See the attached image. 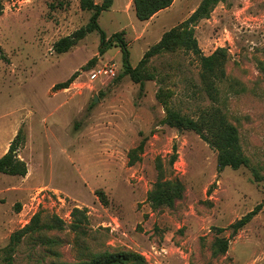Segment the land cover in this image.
Here are the masks:
<instances>
[{"label":"rangeland","instance_id":"rangeland-1","mask_svg":"<svg viewBox=\"0 0 264 264\" xmlns=\"http://www.w3.org/2000/svg\"><path fill=\"white\" fill-rule=\"evenodd\" d=\"M201 1L176 0L143 22L133 0H113L99 24L108 37L125 32L136 67ZM90 16L80 0H0V46L9 60L0 57V158L23 130L26 142L19 158L28 166L25 177L0 174V264H5L2 250L10 236L38 212L45 222L54 216L65 222V230L47 233L61 243L26 242L15 253V264L75 263L121 252L141 255L144 264H264V208L236 235L230 229L264 201V0H225L195 27L204 55L218 48L228 52L216 106L239 129L250 159V168L222 172L217 152L199 135L162 123L161 86L174 93L171 103L183 114L196 118L212 107L201 88L196 57L177 52L152 59L149 71L158 78L146 82L140 94V85L128 76L117 81L123 53L113 47L101 55L97 32L67 53L53 51ZM94 58L96 65L85 70ZM110 63L116 76L99 74ZM78 71L70 88L54 92ZM142 143L144 150L130 165L129 154ZM174 147L178 156L171 166ZM158 164L167 179L185 185L184 197L173 208L154 209L147 201ZM97 191L105 193L107 205ZM74 208L88 209L85 235L71 228ZM217 238L230 241L224 255H213Z\"/></svg>","mask_w":264,"mask_h":264},{"label":"trees","instance_id":"trees-1","mask_svg":"<svg viewBox=\"0 0 264 264\" xmlns=\"http://www.w3.org/2000/svg\"><path fill=\"white\" fill-rule=\"evenodd\" d=\"M176 0H133L136 17L140 21H150L162 11L169 9ZM225 0H202L195 11L182 23L163 34L160 41L153 45L145 54L136 67L130 62V51L128 42L125 40V32H119L111 37L102 30L99 19L101 15L108 11L113 0H104L98 4L95 0H80V8L84 12L91 14L88 23L71 35L59 39L53 45V51L57 54L69 52L84 40L90 33L97 32L100 35L99 53L104 55L109 49L118 47L123 53V72L117 78L120 81L124 77H129L134 83L140 85V94L144 92L145 84L148 81H156L157 75L149 71V64L152 59L167 53L184 52L192 54L199 61L200 84L203 92L213 104L211 108L202 110L194 118L183 114L175 109L171 103L173 92L160 87L157 93V100L165 111V118L162 123L179 131H192L200 136L210 147L217 152L218 170L224 171L227 167L234 170L240 168H250V159L244 154L239 129L232 124L226 113L220 106L221 89L220 85L226 79V65L228 62V52L225 48H218L211 55H204L196 34L195 27L202 20L209 19L214 9ZM0 57L9 62L8 57L0 46ZM97 63V58L92 59L84 67L85 70L92 69ZM79 76V71L75 72L68 80L53 87L54 92L66 90L75 82ZM26 137L23 130H20L15 139L10 144L8 152L0 158V174L10 176L25 177L28 174V166L25 161L19 158V149L25 144ZM144 150V144L131 151L129 154L130 165L137 161V153ZM177 148L174 147V154L170 160L173 166L177 160ZM161 163V162H160ZM158 180L153 188L148 192L147 201L154 209L173 208L178 200L184 197L185 185L179 179H167L162 164L157 165ZM255 178L260 177L254 171ZM96 196L107 205L108 201L103 191H97ZM264 208V201L258 204L252 211L230 226L233 235L247 226ZM71 217L73 219L71 228L78 236L85 235L84 227L89 223L88 209L74 208ZM65 230V222L57 217H52V221L45 222L41 212L36 213L30 222L15 231L11 236L8 245L2 250L5 264H15L14 255L18 248L26 243L40 244L45 247H55L61 243L60 239L49 237L47 233L52 231ZM219 234L224 229H218ZM229 239L217 238L213 244V255H224L229 249ZM145 260L141 255L133 252L121 253H100L94 254L89 260L75 263L62 264H144Z\"/></svg>","mask_w":264,"mask_h":264},{"label":"built area","instance_id":"built-area-1","mask_svg":"<svg viewBox=\"0 0 264 264\" xmlns=\"http://www.w3.org/2000/svg\"><path fill=\"white\" fill-rule=\"evenodd\" d=\"M99 74H105L114 77L117 74V68L114 63H110L107 64L102 70H100Z\"/></svg>","mask_w":264,"mask_h":264},{"label":"crops","instance_id":"crops-1","mask_svg":"<svg viewBox=\"0 0 264 264\" xmlns=\"http://www.w3.org/2000/svg\"><path fill=\"white\" fill-rule=\"evenodd\" d=\"M171 7H172V6H171ZM171 7H170V8H171ZM170 8H169V9H170ZM169 9H167V10H169ZM162 12H163V11H162ZM159 14H161V12H160ZM159 14H157L156 16H158ZM156 16H155V17H156ZM155 17H153L151 20H153Z\"/></svg>","mask_w":264,"mask_h":264},{"label":"water","instance_id":"water-1","mask_svg":"<svg viewBox=\"0 0 264 264\" xmlns=\"http://www.w3.org/2000/svg\"><path fill=\"white\" fill-rule=\"evenodd\" d=\"M98 99L95 100V102H97Z\"/></svg>","mask_w":264,"mask_h":264}]
</instances>
